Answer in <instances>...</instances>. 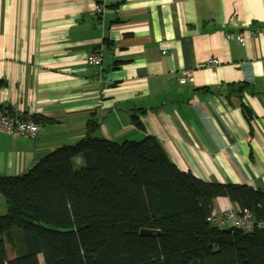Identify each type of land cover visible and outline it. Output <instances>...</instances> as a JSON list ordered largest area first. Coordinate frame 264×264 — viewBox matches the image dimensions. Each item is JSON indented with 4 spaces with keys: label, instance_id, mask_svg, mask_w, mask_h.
I'll use <instances>...</instances> for the list:
<instances>
[{
    "label": "crops",
    "instance_id": "crops-1",
    "mask_svg": "<svg viewBox=\"0 0 264 264\" xmlns=\"http://www.w3.org/2000/svg\"><path fill=\"white\" fill-rule=\"evenodd\" d=\"M211 56L220 63L206 66ZM0 82V106L39 124L35 137L0 132V177L76 143L96 120L116 142L156 136L201 179L264 189V0H0Z\"/></svg>",
    "mask_w": 264,
    "mask_h": 264
},
{
    "label": "trees",
    "instance_id": "trees-1",
    "mask_svg": "<svg viewBox=\"0 0 264 264\" xmlns=\"http://www.w3.org/2000/svg\"><path fill=\"white\" fill-rule=\"evenodd\" d=\"M98 126L91 120L76 143L0 177V264H264V227L246 233L210 219L222 196L264 222L263 188L206 181L181 170L156 136L116 142Z\"/></svg>",
    "mask_w": 264,
    "mask_h": 264
},
{
    "label": "built area",
    "instance_id": "built-area-1",
    "mask_svg": "<svg viewBox=\"0 0 264 264\" xmlns=\"http://www.w3.org/2000/svg\"><path fill=\"white\" fill-rule=\"evenodd\" d=\"M105 6L101 2L95 5V13L103 14ZM100 26V24H99ZM227 34V37H232ZM237 39L244 43L246 41V32H240ZM87 62L91 65L100 66L103 63L101 53H91L87 58ZM220 63L219 59L211 56L206 61V66L213 67ZM191 70H185L180 78L181 83H187L191 78ZM39 131V124L30 119H26L18 112H10L8 110H0V132H5L13 136L35 137ZM211 222L217 226H229L238 228L246 233H251L256 227H264L263 221H257L254 213L250 209H233L217 210L214 208L211 215Z\"/></svg>",
    "mask_w": 264,
    "mask_h": 264
},
{
    "label": "rangeland",
    "instance_id": "rangeland-1",
    "mask_svg": "<svg viewBox=\"0 0 264 264\" xmlns=\"http://www.w3.org/2000/svg\"><path fill=\"white\" fill-rule=\"evenodd\" d=\"M6 245H7V251H8V259H11L16 254V248L13 241L12 231L11 229H7L4 233Z\"/></svg>",
    "mask_w": 264,
    "mask_h": 264
},
{
    "label": "water",
    "instance_id": "water-1",
    "mask_svg": "<svg viewBox=\"0 0 264 264\" xmlns=\"http://www.w3.org/2000/svg\"><path fill=\"white\" fill-rule=\"evenodd\" d=\"M141 234H143V235H146V234H152V231H151V230H145V229H143V230L141 231Z\"/></svg>",
    "mask_w": 264,
    "mask_h": 264
}]
</instances>
